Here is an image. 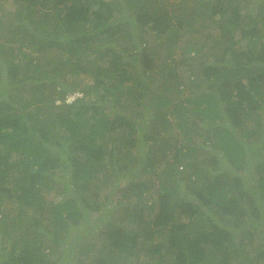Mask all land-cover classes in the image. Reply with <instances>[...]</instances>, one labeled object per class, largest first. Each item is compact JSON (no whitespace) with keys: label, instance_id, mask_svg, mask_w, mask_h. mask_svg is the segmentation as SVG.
<instances>
[{"label":"trees","instance_id":"16d2710c","mask_svg":"<svg viewBox=\"0 0 264 264\" xmlns=\"http://www.w3.org/2000/svg\"><path fill=\"white\" fill-rule=\"evenodd\" d=\"M12 5L0 264H262L264 0Z\"/></svg>","mask_w":264,"mask_h":264},{"label":"rangeland","instance_id":"374dc122","mask_svg":"<svg viewBox=\"0 0 264 264\" xmlns=\"http://www.w3.org/2000/svg\"><path fill=\"white\" fill-rule=\"evenodd\" d=\"M13 1L14 0H7V1H5V0H2V2H3V8H5L4 10H6V9H13V5H12V3H13ZM170 0H167V2H169ZM166 2V0H164V3ZM169 9L170 10H173V8L170 6L169 7ZM177 12H179V10L177 9ZM179 18L178 17H174L173 18V21L175 22V23H177V22H179ZM262 26H260V27H262V30H264V25H263V21H262ZM212 29H215L214 27L212 28ZM181 31L183 32L182 33V35H180L179 36V38L178 39H176V40H174L172 43L173 44H175V46H176V53H175V56H179L180 55V53H181V50H182V47L183 46H185L187 43H189V41L191 40V39H193V33H185V31H184V29L183 28H181ZM209 31H210V33H211V28L209 29ZM214 31L215 30H213V33H214ZM141 32V30H140V28L139 27H136V28H134V31L131 33V34H134V35H136V36H138V34ZM216 32V31H215ZM171 35V33L170 32H168V33H166L165 34V36H164V38L165 39H168V37ZM209 36V40L210 41H208L209 43L212 41V39H211V37H210V34L208 35ZM196 37H197V39L199 38V36L198 35H196ZM263 37H264V35H263ZM201 40V39H200ZM152 44H154L153 42H152ZM156 46H158V45H156ZM217 47H222L221 45H218ZM52 53L53 54H59V51L57 52L56 50H54V51H52ZM164 53V52H163ZM189 55H187L186 56V58L188 57ZM84 82H87V84H91V83H94L95 82V77L93 76V75H91V73H89L86 77H85V79L83 80ZM25 95H26V98H30V96H29V93H28V90H26V92L24 93ZM79 93H78V91L77 92H75V93H72V94H70L69 96H68V100L69 101H71V99H73L75 96H77ZM171 116V118H172V120H175L176 119V117L174 116V115H170ZM200 132H202V131H200ZM156 157H157V159H158V166H159V169H162L163 168V166L166 164V160H167V158H168V156H170V155H165V154H162V152L160 151V152H156ZM132 170V169H131ZM133 172V171H132ZM133 177V176H132ZM128 184V182H127V179L123 182V183H121V185L122 186H126ZM157 185H158V183H157ZM149 196V195H148ZM154 196L155 195H153V196H149V197H147L148 198V201H152L153 199H154ZM17 204H19V202H16ZM15 203V204H16ZM118 206H120V204H117ZM102 213V212H101ZM84 257V256H83ZM83 257H81V258H83ZM260 263H262V264H264V259L260 262ZM68 264H78V260H76L75 262H72V260L71 261H68Z\"/></svg>","mask_w":264,"mask_h":264},{"label":"clouds","instance_id":"9594fccd","mask_svg":"<svg viewBox=\"0 0 264 264\" xmlns=\"http://www.w3.org/2000/svg\"><path fill=\"white\" fill-rule=\"evenodd\" d=\"M78 93H79L78 95H81V94H82V93H80V92H78ZM78 95H77V96H78ZM75 97H76V96H75ZM75 97H74V98H75ZM74 98H73V99H74ZM73 99H71V101H72ZM68 101H69V100H68Z\"/></svg>","mask_w":264,"mask_h":264}]
</instances>
